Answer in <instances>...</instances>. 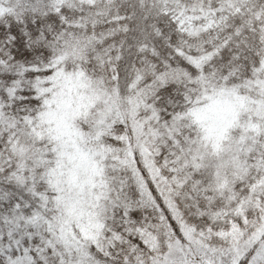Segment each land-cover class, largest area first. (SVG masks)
<instances>
[{"label":"snow or ice","instance_id":"snow-or-ice-1","mask_svg":"<svg viewBox=\"0 0 264 264\" xmlns=\"http://www.w3.org/2000/svg\"><path fill=\"white\" fill-rule=\"evenodd\" d=\"M0 264H264V0H0Z\"/></svg>","mask_w":264,"mask_h":264}]
</instances>
